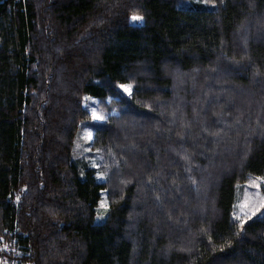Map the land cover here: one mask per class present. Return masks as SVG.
<instances>
[{"label":"trees","instance_id":"1","mask_svg":"<svg viewBox=\"0 0 264 264\" xmlns=\"http://www.w3.org/2000/svg\"><path fill=\"white\" fill-rule=\"evenodd\" d=\"M256 177L264 0H0V264H264Z\"/></svg>","mask_w":264,"mask_h":264},{"label":"rangeland","instance_id":"2","mask_svg":"<svg viewBox=\"0 0 264 264\" xmlns=\"http://www.w3.org/2000/svg\"><path fill=\"white\" fill-rule=\"evenodd\" d=\"M123 88L129 91V86L124 85ZM86 105L89 108L92 117L96 121H103L105 114L101 111L102 107L97 105V100L92 97H87ZM94 135L91 129H84L79 132L73 148V157L83 166H92L98 169L97 156L93 149ZM96 177L98 180H103V173L97 171ZM237 186V203L235 205L234 215L246 220L252 218L261 208L264 207V177H256L245 183L244 186ZM108 201L103 195L97 214V221H102L108 210Z\"/></svg>","mask_w":264,"mask_h":264},{"label":"snow or ice","instance_id":"3","mask_svg":"<svg viewBox=\"0 0 264 264\" xmlns=\"http://www.w3.org/2000/svg\"><path fill=\"white\" fill-rule=\"evenodd\" d=\"M132 19H133L134 21H136V20H140V19H142V18L139 17V16H133Z\"/></svg>","mask_w":264,"mask_h":264}]
</instances>
